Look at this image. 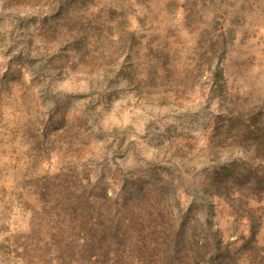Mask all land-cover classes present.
Listing matches in <instances>:
<instances>
[{
	"label": "rangeland",
	"instance_id": "1",
	"mask_svg": "<svg viewBox=\"0 0 264 264\" xmlns=\"http://www.w3.org/2000/svg\"><path fill=\"white\" fill-rule=\"evenodd\" d=\"M251 120L264 0H0V264H264Z\"/></svg>",
	"mask_w": 264,
	"mask_h": 264
},
{
	"label": "trees",
	"instance_id": "2",
	"mask_svg": "<svg viewBox=\"0 0 264 264\" xmlns=\"http://www.w3.org/2000/svg\"><path fill=\"white\" fill-rule=\"evenodd\" d=\"M250 125L251 126L246 125V135L253 137L255 139V141H256L257 146H259V147L262 146L263 147L264 143L262 144L260 139H258L259 137L257 135H255L259 131H261V129L258 128V126L255 124V120H251V124ZM214 250H217V248L214 249ZM211 264H213V263H211Z\"/></svg>",
	"mask_w": 264,
	"mask_h": 264
}]
</instances>
